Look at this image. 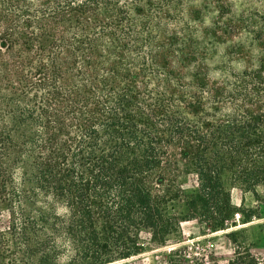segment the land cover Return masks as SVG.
Masks as SVG:
<instances>
[{
  "label": "trees",
  "instance_id": "16d2710c",
  "mask_svg": "<svg viewBox=\"0 0 264 264\" xmlns=\"http://www.w3.org/2000/svg\"><path fill=\"white\" fill-rule=\"evenodd\" d=\"M260 185L264 11L0 0V255L120 264L197 221L235 246L208 264H264L228 231L232 187Z\"/></svg>",
  "mask_w": 264,
  "mask_h": 264
},
{
  "label": "rangeland",
  "instance_id": "374dc122",
  "mask_svg": "<svg viewBox=\"0 0 264 264\" xmlns=\"http://www.w3.org/2000/svg\"><path fill=\"white\" fill-rule=\"evenodd\" d=\"M236 13L242 11L255 12L257 9L264 11V0H228ZM211 23L207 16L206 25ZM238 36H233L226 45L238 44ZM258 196L245 191L240 187H232L234 203L239 213L229 223L228 231H237L240 240L258 257L264 259V187L258 186ZM249 216L246 221L245 215ZM6 216L4 217V221ZM227 231L209 230L205 225L190 221L183 223L182 232L171 244L158 247L150 243L146 237L147 251L134 256L120 264H170L168 255L174 245L185 247L184 259L194 262L199 259L203 264L214 261L225 263L234 256L235 246L226 235ZM0 264H21L15 255H0Z\"/></svg>",
  "mask_w": 264,
  "mask_h": 264
}]
</instances>
